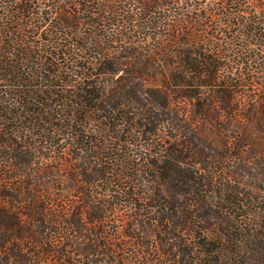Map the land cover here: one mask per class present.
Here are the masks:
<instances>
[{
  "label": "trees",
  "instance_id": "trees-1",
  "mask_svg": "<svg viewBox=\"0 0 264 264\" xmlns=\"http://www.w3.org/2000/svg\"><path fill=\"white\" fill-rule=\"evenodd\" d=\"M0 264H264V0H0Z\"/></svg>",
  "mask_w": 264,
  "mask_h": 264
}]
</instances>
